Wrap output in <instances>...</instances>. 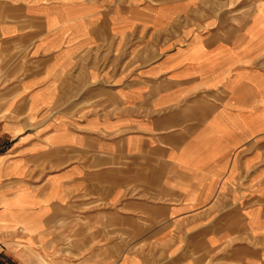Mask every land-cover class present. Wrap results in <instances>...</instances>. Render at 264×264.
Masks as SVG:
<instances>
[{
	"label": "crops",
	"instance_id": "crops-1",
	"mask_svg": "<svg viewBox=\"0 0 264 264\" xmlns=\"http://www.w3.org/2000/svg\"><path fill=\"white\" fill-rule=\"evenodd\" d=\"M62 220L264 264V0H0V261Z\"/></svg>",
	"mask_w": 264,
	"mask_h": 264
},
{
	"label": "rangeland",
	"instance_id": "rangeland-1",
	"mask_svg": "<svg viewBox=\"0 0 264 264\" xmlns=\"http://www.w3.org/2000/svg\"><path fill=\"white\" fill-rule=\"evenodd\" d=\"M93 204L90 201L89 206ZM66 223L62 220L58 226L47 228L37 246L33 245L31 249L26 248L30 250V255L35 259L34 264H100L104 260L100 257H103L105 252L114 251L115 245L102 241L97 232L98 229L92 226L68 229ZM110 230L108 228L102 230L107 240L113 238V231ZM80 256L85 258H79ZM109 261L113 263L117 260L110 259ZM0 263L12 264L7 259Z\"/></svg>",
	"mask_w": 264,
	"mask_h": 264
}]
</instances>
